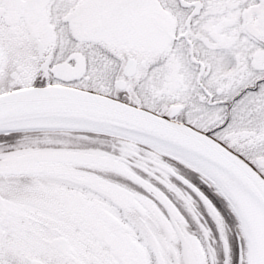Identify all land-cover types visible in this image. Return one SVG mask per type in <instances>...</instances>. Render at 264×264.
<instances>
[{
	"label": "snow or ice",
	"instance_id": "obj_1",
	"mask_svg": "<svg viewBox=\"0 0 264 264\" xmlns=\"http://www.w3.org/2000/svg\"><path fill=\"white\" fill-rule=\"evenodd\" d=\"M0 264H264V0H0Z\"/></svg>",
	"mask_w": 264,
	"mask_h": 264
}]
</instances>
